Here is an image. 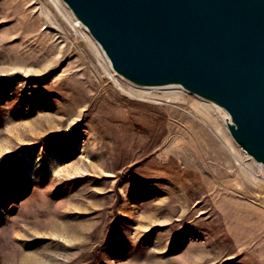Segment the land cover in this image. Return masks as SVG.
Masks as SVG:
<instances>
[{"label": "rangeland", "instance_id": "374dc122", "mask_svg": "<svg viewBox=\"0 0 264 264\" xmlns=\"http://www.w3.org/2000/svg\"><path fill=\"white\" fill-rule=\"evenodd\" d=\"M72 16L0 0V264H264V167L226 111L140 96Z\"/></svg>", "mask_w": 264, "mask_h": 264}, {"label": "water", "instance_id": "95a60500", "mask_svg": "<svg viewBox=\"0 0 264 264\" xmlns=\"http://www.w3.org/2000/svg\"><path fill=\"white\" fill-rule=\"evenodd\" d=\"M124 80L223 108L264 167V0H61Z\"/></svg>", "mask_w": 264, "mask_h": 264}, {"label": "bare ground", "instance_id": "6f19581e", "mask_svg": "<svg viewBox=\"0 0 264 264\" xmlns=\"http://www.w3.org/2000/svg\"><path fill=\"white\" fill-rule=\"evenodd\" d=\"M54 3L56 4V5H58V3H59V0H54ZM73 15V14H72ZM72 27H73V29L77 32V33H79V34H81L82 36H84V37H86V38H88V33H87V31H86V29H85V27H83V25L80 23V22H78L73 16H72ZM91 39V38H90ZM98 50V49H97ZM99 51V50H98ZM110 64V63H109ZM109 72V71H108ZM109 74H110V76H112V74L109 72ZM113 79V78H112ZM116 80V79H115ZM117 81V80H116ZM119 82V81H118ZM165 88V87H164ZM138 93H139V95L140 96H145V97H149L152 93H153V90H150V89H148V88H145V87H143V88H139L138 90ZM165 92H169V93H167V94H164V95H166V97L167 98H179V96L175 93V92H177L175 89H172V88H168L167 87V89H165L164 91H163V93H165ZM171 93H173V96L172 95H170ZM221 130V129H220ZM226 138V137H225ZM226 140H229V139H227L226 138ZM229 142V141H228ZM242 157V156H241ZM258 168H261V165H259L258 164ZM248 174H249V176L250 177H252V180H254L255 181V179H254V172L253 171H248ZM257 175V174H256ZM255 175V176H256ZM255 183L256 184H259V186L260 185H262L261 184V182H257V181H255Z\"/></svg>", "mask_w": 264, "mask_h": 264}]
</instances>
